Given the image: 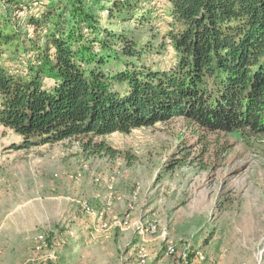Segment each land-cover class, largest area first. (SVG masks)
Segmentation results:
<instances>
[{
    "label": "trees",
    "instance_id": "16d2710c",
    "mask_svg": "<svg viewBox=\"0 0 264 264\" xmlns=\"http://www.w3.org/2000/svg\"><path fill=\"white\" fill-rule=\"evenodd\" d=\"M154 1L113 0L103 25L87 0H0V125L21 138L11 147L79 138L113 157L94 137L173 118L203 152L207 134L264 137V0H166L163 31ZM166 47L168 66L143 59Z\"/></svg>",
    "mask_w": 264,
    "mask_h": 264
},
{
    "label": "rangeland",
    "instance_id": "374dc122",
    "mask_svg": "<svg viewBox=\"0 0 264 264\" xmlns=\"http://www.w3.org/2000/svg\"><path fill=\"white\" fill-rule=\"evenodd\" d=\"M112 2L87 0L103 25ZM154 5L163 31L167 2ZM143 59L165 67L173 53L166 47ZM207 137L203 152L181 118L94 137L117 150L110 157L88 155L79 138L17 149L10 145L21 138L0 125V264H173L160 260L168 241L200 250L196 264H264V137ZM186 147L187 163L168 166ZM110 192L111 236L93 238L81 202L99 209ZM153 213L160 224L143 241L138 229ZM126 214L128 224L119 225ZM39 234L47 245L37 252ZM141 241L149 252L145 263L136 255Z\"/></svg>",
    "mask_w": 264,
    "mask_h": 264
},
{
    "label": "built area",
    "instance_id": "2783aa9c",
    "mask_svg": "<svg viewBox=\"0 0 264 264\" xmlns=\"http://www.w3.org/2000/svg\"><path fill=\"white\" fill-rule=\"evenodd\" d=\"M57 175V174H56ZM94 181L99 182L100 179L97 176H94ZM138 193V189L134 191V195ZM111 192L106 196V200L103 203L102 207L97 209L88 201L81 202V209L85 214H87L93 224H92V234L93 238H96L100 234H103L105 238H110V229L112 227V222L110 217H113V208H114V199L111 196ZM114 219V217H113ZM160 218L157 213H153L150 217L146 219L143 227H139V233L142 236V240L146 241L145 236H152L156 233L157 228L160 224ZM119 225L128 224V215L121 219ZM146 234V235H145ZM46 237L44 234H39L35 237V242L33 248L35 251H41L46 245ZM148 249L145 243L142 241L139 243L138 250L136 251L137 258L140 263H145L148 257ZM166 257L171 258L173 264H196L199 259H203L200 250L193 249L192 244L189 241H183L174 243L173 241H168L165 246Z\"/></svg>",
    "mask_w": 264,
    "mask_h": 264
},
{
    "label": "crops",
    "instance_id": "0c3cea01",
    "mask_svg": "<svg viewBox=\"0 0 264 264\" xmlns=\"http://www.w3.org/2000/svg\"><path fill=\"white\" fill-rule=\"evenodd\" d=\"M101 206H102V204H101ZM100 235H103V234H100ZM140 237H141V239H142V236H140ZM100 238H102V237H100ZM103 238H104V235H103ZM106 239H108V238H106ZM100 248H102V247H100ZM97 249H99L98 246L96 247L95 252H99V250H97ZM99 253H100V252H99ZM167 258H168V257H166L165 254H162V257H161L160 260L167 259ZM168 259H169V258H168Z\"/></svg>",
    "mask_w": 264,
    "mask_h": 264
}]
</instances>
